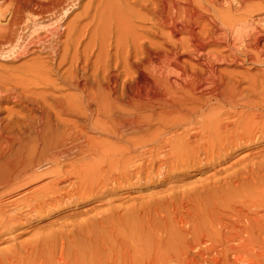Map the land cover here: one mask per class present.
Instances as JSON below:
<instances>
[{"label": "bare ground", "instance_id": "bare-ground-1", "mask_svg": "<svg viewBox=\"0 0 264 264\" xmlns=\"http://www.w3.org/2000/svg\"><path fill=\"white\" fill-rule=\"evenodd\" d=\"M74 1L0 0V58L11 64L0 66V186L24 188L52 175L49 188L35 183L33 194L24 191L8 208L0 203V229L13 226L22 208L76 194L83 178L98 181L88 184L94 192L125 175L169 168L191 150L215 164L224 148L264 129L263 69L256 75L263 79L251 75L244 86L216 67L264 61V0H133L135 8L121 0L129 17L122 15L148 21V34L162 38L156 42L147 32L130 36L137 24L113 13L115 0H88L76 14ZM113 19L116 39L106 33ZM16 145L26 153L2 160ZM261 215L248 219L255 230L264 226Z\"/></svg>", "mask_w": 264, "mask_h": 264}, {"label": "rangeland", "instance_id": "rangeland-1", "mask_svg": "<svg viewBox=\"0 0 264 264\" xmlns=\"http://www.w3.org/2000/svg\"><path fill=\"white\" fill-rule=\"evenodd\" d=\"M75 1L78 7H73L74 14L80 13L81 5L88 2ZM129 1L124 4L121 0H115L117 4L115 3L114 7H117L113 9V13L117 10L128 24H137L136 31L132 27L136 35L132 31L134 33L130 36L142 37L143 33L147 32L145 36L151 37L154 42L158 41V38L162 41L161 37L148 34V21L140 23V20L138 22L131 17L128 19L129 12L124 5L134 7L133 0L130 1L131 6ZM119 9L124 13H120ZM122 14H127L128 17ZM115 21L113 19L114 25L111 23V26L107 23L109 28L106 33L115 34ZM138 26L148 29L142 28V31ZM110 27L112 32L109 31ZM140 29L141 34L137 33ZM109 34L106 35L110 37ZM180 51L179 58L183 61L189 60L188 62L195 66L196 61L191 60L188 55H183V50ZM6 61L0 58V66L10 64ZM19 61H16L15 65L20 64ZM249 64L230 65L221 62L216 67L220 73L228 76L227 78L232 74L234 78L241 80L244 86H249L251 79L261 76H256L259 75L260 69H263L264 78V61L253 67V64ZM199 66L196 65V68ZM245 68L247 71L251 68L250 74ZM174 72L176 74L173 73L172 76L180 79L182 72L178 69ZM239 72L244 75L241 73V77ZM251 75L254 77L251 78ZM204 76L213 78L209 74ZM140 82L142 84V81ZM7 105L8 108L12 106L6 104V108ZM263 122L261 121L262 125L259 123L258 128L264 127ZM255 130L252 135L244 136L235 143L236 147L233 145L228 149L224 148L222 160L218 159L215 164L208 162L210 157L204 154L205 152L201 154L195 151L198 153V157H195L191 150L192 153H187L188 156L186 154L179 162L173 161L169 168L163 169L166 174L161 173L163 170L152 168L148 171L149 176L143 175L146 173H142L143 177L125 175L117 181H109L108 186L99 187L94 192L88 187L98 181L91 184L86 178L81 179L83 183L74 179L77 183L80 182L81 187L76 183V188H80L79 192L55 199L56 202L49 200L51 203L47 202L48 205L44 204L39 209L22 208L23 210H19L22 215L19 216L18 213L19 217L15 218L17 224L13 222L9 229H0V264H264V226L260 227L262 231L260 228L255 230L251 227L252 222L248 220L256 210L264 213V129ZM15 147L16 150H8V153L12 152L4 155L2 160L20 157L21 150L22 155L26 153V150L20 149L22 146ZM5 152L7 153V150ZM187 158H191V161L193 159L196 164ZM39 170L40 175L46 171L41 168ZM36 176H32V179ZM51 177V174L45 173L36 182L23 186L24 188L20 186L19 189L18 182L13 181V186L10 184L12 181L6 182L9 184L0 186V192L4 191L5 194L1 197V205L8 208L16 200H21L25 197L24 191L35 183L41 188H49ZM28 191V194H33L31 190ZM262 217L260 221L264 219ZM263 222L264 220L261 223ZM249 235H254L253 243L249 240ZM59 259L65 261L60 262Z\"/></svg>", "mask_w": 264, "mask_h": 264}]
</instances>
